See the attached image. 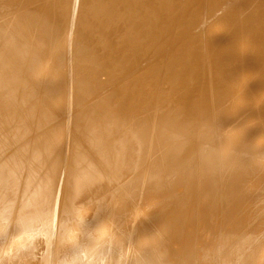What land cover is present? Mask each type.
Masks as SVG:
<instances>
[{
  "label": "bare ground",
  "instance_id": "1",
  "mask_svg": "<svg viewBox=\"0 0 264 264\" xmlns=\"http://www.w3.org/2000/svg\"><path fill=\"white\" fill-rule=\"evenodd\" d=\"M0 264H264V0H0Z\"/></svg>",
  "mask_w": 264,
  "mask_h": 264
}]
</instances>
